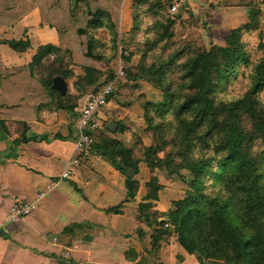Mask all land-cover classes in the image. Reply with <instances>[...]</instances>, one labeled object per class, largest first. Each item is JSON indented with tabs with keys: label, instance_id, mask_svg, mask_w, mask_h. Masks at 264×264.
Segmentation results:
<instances>
[{
	"label": "crops",
	"instance_id": "obj_1",
	"mask_svg": "<svg viewBox=\"0 0 264 264\" xmlns=\"http://www.w3.org/2000/svg\"><path fill=\"white\" fill-rule=\"evenodd\" d=\"M9 1L6 8L0 2V13L6 15L0 18V264H198L173 239L150 250V230L137 220L133 201L124 202L120 213L102 210L117 205L126 191L123 176L96 150L69 164V177L58 180L29 215L17 223L6 221L12 203L34 199L75 156L73 113L76 115L80 107L75 105L71 112L49 109L47 92L29 73L37 47L51 44L67 48L74 58V49L63 40L66 33L62 21L73 23L75 38L83 41L84 34H77L76 29L85 26L86 8L109 15L116 42L128 38L133 16V0H40L28 9L27 0ZM249 1L183 0L180 4L186 6L185 14L199 13L207 27L222 32L247 20ZM138 7L145 10L142 5ZM52 19L56 23L49 22ZM262 33L264 38V28ZM11 39L28 45L14 51L1 43ZM84 51L85 43L79 55L89 59ZM65 92L69 101H78L71 96L75 92L71 85H66ZM114 107L115 100H108L98 112V121L116 112ZM21 134L26 142L20 140ZM71 224L82 226L73 227L70 234L63 233Z\"/></svg>",
	"mask_w": 264,
	"mask_h": 264
},
{
	"label": "rangeland",
	"instance_id": "obj_2",
	"mask_svg": "<svg viewBox=\"0 0 264 264\" xmlns=\"http://www.w3.org/2000/svg\"><path fill=\"white\" fill-rule=\"evenodd\" d=\"M180 1H177L178 7L171 12L169 9L172 0H145V4L158 6L156 12L146 11L137 14L135 30L129 31L128 38L121 42L115 40L108 42L107 31L104 29L91 31L97 39L93 51L100 55L98 59L81 58L79 51L83 48L86 37L79 42L73 34V23L62 21L64 23L62 29L66 33L62 35L63 40L66 39L65 44L74 49L75 57L72 58L70 53L69 58L67 54L69 49H60V52L45 55L34 68L36 77L45 80L55 71L66 75L64 80L67 87L70 88L71 85L75 91L71 96L78 99L75 102L76 107L82 106L88 94L114 80L113 94L109 100H115L116 112L107 116L105 120H100V128L96 130L98 141L104 137L113 141L114 149L107 154L113 157L127 174L132 168L121 156V151H128L130 157L136 160L137 171L131 176L136 185L134 196L129 201L134 202L132 207L136 212V218L149 228L150 234L153 227H157L155 220L163 222L161 229L166 231L167 242L170 239L175 242L176 240L171 224L166 220V212L173 209V203L192 192L189 186L192 175L185 167V160L211 155L217 158L218 154L214 153V147L219 135L217 133L213 138L205 137L206 121H203L201 124L204 127L197 128L196 134L190 133L186 142L180 134L183 131L181 130L183 123L175 112L171 111L170 106H165L168 101L165 100V95L170 96L171 103L180 105L190 90L189 84L183 80L185 73L183 63L212 46H223L224 39L230 31L219 32L217 29L207 27L199 13L185 14L186 6L180 4ZM0 2L5 8L10 6L9 0ZM35 2L40 3V0H27V9ZM262 9L258 14L259 27L243 32L240 36L241 43L252 62L261 58L264 62V48L257 46L259 40L264 43L261 32L264 28V6ZM0 14L1 19L6 18L5 13ZM41 15L44 21L45 13L42 12ZM60 15V12L56 14L57 20ZM62 15L65 16V10ZM54 21L55 19H52L49 22L56 23ZM68 33L73 40L69 39ZM87 33L90 34L89 31ZM87 67L88 73L85 70ZM249 68L247 65L238 66L226 80L220 81L213 94L214 106L237 99L242 101V104H248ZM158 70L163 72V79L151 75ZM138 74L139 78H132ZM249 104L255 111L264 110V89L251 97ZM76 115L73 113L74 118ZM187 119L190 120V117ZM241 120L244 132L252 139L253 151L249 152L260 155L261 151L258 150L261 148V140L258 136H253L255 132L250 119L244 115ZM109 122L112 123L111 131L106 128ZM194 123H197L196 118ZM205 143L209 144L208 148L205 147ZM187 147L189 150L185 151ZM99 152L109 161L107 155ZM203 183L204 194H222L219 185L214 184L210 174L205 176ZM154 188L156 198L150 199L149 193L153 192ZM144 217L151 221V225H146ZM165 239L159 240L158 243L164 242ZM208 262L226 264L221 260Z\"/></svg>",
	"mask_w": 264,
	"mask_h": 264
},
{
	"label": "trees",
	"instance_id": "obj_3",
	"mask_svg": "<svg viewBox=\"0 0 264 264\" xmlns=\"http://www.w3.org/2000/svg\"><path fill=\"white\" fill-rule=\"evenodd\" d=\"M139 5H142L145 10H140ZM246 6H248L247 20L230 29L223 46H212L183 63L185 70L183 80L189 84L190 90L182 103L180 105L171 103L170 96L165 95V100H168L165 106H170L171 111L175 112L183 123V128H181L183 131L180 134L186 142H188L190 133L196 134L197 128L204 127L201 124L203 121H206L205 137L213 138L217 133L219 135L214 147V153L218 154L217 158L211 155L185 160V167L192 175L189 181L192 192L173 203V209L166 212V220L171 224L176 243L186 253L193 255L198 264H209V260H221L226 264H264V110L255 111L249 104L251 97L264 89V62L263 58L254 62L250 61L240 40L243 32L259 27L258 14L264 2L251 0ZM132 7L130 31L135 30L137 14L146 11L156 12L155 9L158 8V6L145 4V0H133ZM85 13L88 17L85 26L77 28L76 32L86 37L84 55L91 59H98L100 55L93 51L94 42L97 39L91 31L104 29L107 31L108 42L116 41V31L109 20V15L104 11L95 9L91 12L86 8ZM88 31L90 34L87 33ZM88 36L90 38H87ZM101 42L105 41L101 40ZM1 43L8 45L14 51H20L28 45L21 39L4 40ZM257 46L264 48V43L259 40ZM55 52H60V48L51 44L38 46L29 64V73L36 77L34 74L36 64L45 55ZM70 53L68 50L69 58ZM64 57L68 58V56ZM241 65L250 66L248 104H242V101L237 99L214 106L215 87ZM85 70L88 73V67ZM54 75L66 78V75L58 71L53 72L47 80L37 78L50 98L49 109L53 111L64 109L71 112L75 103L67 99L69 97L67 93L59 95L50 88L51 78ZM151 75H157L160 79L164 77L161 70L156 73L152 72ZM139 77L138 74L132 78ZM244 115L250 119L255 132L253 136H258L261 140V148L258 150L261 151L260 155L249 152L253 151L252 139L247 137L248 135L243 130L241 119ZM187 117H190V120ZM195 118L197 119L196 124L194 123ZM97 135H93L96 151H102L104 155H107L110 165L123 176L126 191L125 197L117 205L102 210L105 213H120L119 208L122 204L134 196L136 182L131 176L137 171L136 160L130 157L128 151H121V156L130 163V168H132L127 174L115 159L107 154L114 149L112 148L113 141L105 137L98 141ZM55 138L62 139L63 137L56 135ZM20 140L27 141L23 134ZM100 146L103 149L101 147L99 150ZM205 147L208 148L209 144L205 143ZM188 150L187 147L185 151ZM212 162H214L213 165ZM207 174L211 175L214 184L219 185L222 194H204L203 181ZM155 189L149 193L150 199L156 198ZM144 219L147 226L151 225L147 217ZM154 222L157 227L154 226L153 232L149 235L150 250H155L159 245L158 241L165 239L167 235L166 231L161 229L163 222L156 220ZM81 226V224H71L64 227L62 232L70 234L73 227L80 228ZM137 233L140 235L141 231ZM164 242H167V239Z\"/></svg>",
	"mask_w": 264,
	"mask_h": 264
},
{
	"label": "built area",
	"instance_id": "obj_4",
	"mask_svg": "<svg viewBox=\"0 0 264 264\" xmlns=\"http://www.w3.org/2000/svg\"><path fill=\"white\" fill-rule=\"evenodd\" d=\"M177 7V1H173L169 10L172 12ZM113 82L114 80L108 81L98 91L88 94L84 103L78 109L74 120L75 138L73 144L75 156L68 161L66 168L59 174L57 179L49 181L43 189L39 190L35 194L34 199L30 201H15L12 203L6 214L7 222L17 223L29 215L36 208L37 202L47 191L54 187L58 180L69 177V164H76L97 150L94 147L93 135L99 128L98 112L107 103L109 96L112 94L114 89Z\"/></svg>",
	"mask_w": 264,
	"mask_h": 264
},
{
	"label": "water",
	"instance_id": "obj_5",
	"mask_svg": "<svg viewBox=\"0 0 264 264\" xmlns=\"http://www.w3.org/2000/svg\"><path fill=\"white\" fill-rule=\"evenodd\" d=\"M50 88L56 91L59 95H64L66 90V83L64 79L60 75H54L51 78V85ZM106 128L111 131L112 130V123L109 122L106 125Z\"/></svg>",
	"mask_w": 264,
	"mask_h": 264
}]
</instances>
